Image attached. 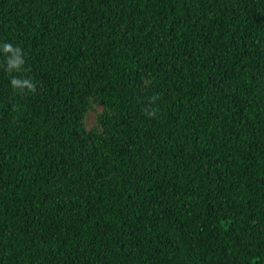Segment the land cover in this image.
I'll list each match as a JSON object with an SVG mask.
<instances>
[{"label": "trees", "instance_id": "trees-1", "mask_svg": "<svg viewBox=\"0 0 264 264\" xmlns=\"http://www.w3.org/2000/svg\"><path fill=\"white\" fill-rule=\"evenodd\" d=\"M0 264H264V0H0Z\"/></svg>", "mask_w": 264, "mask_h": 264}, {"label": "clouds", "instance_id": "clouds-1", "mask_svg": "<svg viewBox=\"0 0 264 264\" xmlns=\"http://www.w3.org/2000/svg\"><path fill=\"white\" fill-rule=\"evenodd\" d=\"M3 52L6 54H11L6 59V71H20L24 60L22 59V50L19 47H14L10 43H4L2 45ZM11 85L15 89H27L30 92H35V84L30 79H20L17 77H13L10 81Z\"/></svg>", "mask_w": 264, "mask_h": 264}]
</instances>
